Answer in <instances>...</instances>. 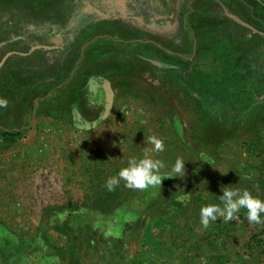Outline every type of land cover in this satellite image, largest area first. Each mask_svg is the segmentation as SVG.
<instances>
[{
    "label": "rangeland",
    "instance_id": "obj_1",
    "mask_svg": "<svg viewBox=\"0 0 264 264\" xmlns=\"http://www.w3.org/2000/svg\"><path fill=\"white\" fill-rule=\"evenodd\" d=\"M29 1L33 9L44 0ZM99 1L50 0L45 14L40 18L35 15L37 21L30 20L29 15L20 26L18 16L11 14L9 23L0 22V62L11 54L0 66V84H13L12 70L19 71L23 65L11 56L26 57L27 53L31 66L38 61L34 65L38 74H33L28 84L40 79L51 81L31 88L24 101L16 93L0 110V131L22 132L10 146L0 142V220L26 237L36 236L43 224L48 243L57 248L65 246L66 237L52 225L58 215H64L63 208L73 210L93 200L95 183L90 184L89 175L105 170L103 178L113 177V171L128 166L129 158H144L145 151L153 148L148 138L156 136L163 141L164 150L149 155L165 164L161 187L134 193L138 197L147 192L148 201L157 207L165 202L164 221L147 218L141 226L122 231L123 238L113 248L103 247L101 253L83 259L78 254L81 264H264V240L261 251L248 249L251 238L259 233L256 227L262 229L264 223L250 222L247 209L241 208L235 219L227 221L223 216L215 221L209 218L207 228L200 223L201 207L221 205L224 187L247 190L264 202V185L259 181L264 174V109L254 107L252 126L241 125L248 115L243 113L242 98L249 94L245 90L252 86L253 92L264 76V69H260L264 67L261 35L238 39L237 28L225 27L230 18L219 12L218 0H184L176 22L177 34L183 41L180 48H191L195 58L160 61L155 53L160 56L161 51L153 43L158 40L150 36L145 46L127 42L113 30L116 24L121 27L114 18L117 15L109 14L106 7L98 8ZM185 6L192 9L189 14ZM77 7L84 14L82 20L88 15L96 26L67 42L71 50L64 59L57 51L46 53L47 58L41 51L29 52L33 33L45 31L54 36L57 27L61 33L68 32L61 28L67 27V17ZM260 17L253 19L257 27L264 26V17ZM189 34L196 39L193 46L187 44ZM137 38L138 32L132 40ZM57 45L49 47L56 50ZM142 48L145 53L139 54ZM228 55H250L253 67L243 62L227 63L224 59ZM226 64L233 65L230 73H226ZM176 66L178 71L171 69ZM58 73L63 76L61 82L53 78ZM98 76L109 82L114 92L103 119L102 90H95L93 97L86 94V81ZM204 98L208 99L205 109ZM227 98L235 99L236 111L220 102L223 99L228 104ZM227 116H237L236 122H231L235 128ZM177 158L184 161V177L171 172ZM258 215L264 217L259 211ZM84 252L88 251L81 254Z\"/></svg>",
    "mask_w": 264,
    "mask_h": 264
},
{
    "label": "trees",
    "instance_id": "obj_2",
    "mask_svg": "<svg viewBox=\"0 0 264 264\" xmlns=\"http://www.w3.org/2000/svg\"><path fill=\"white\" fill-rule=\"evenodd\" d=\"M243 1L246 7L248 6L253 10L256 9V14H258V16L259 14L262 15L260 18L264 17V12H261V3H257L256 0ZM49 2L50 0L41 1L32 9L29 0H0V22L9 23L7 20L11 14L16 17L18 16L20 19L17 21L18 24L21 23V21H28L29 15L33 20L35 19V21H37L41 14H45L43 11L49 8ZM247 10L250 11L249 9ZM35 15L40 16L36 19ZM262 22L264 23V18ZM261 38L259 43L260 46L263 47L264 36L261 35ZM11 57L13 59H19V64L23 65L19 68V71L17 69L12 70L11 77L16 79L13 80V84L10 85L9 83L8 87L0 84V98L8 101V99L13 98L17 93L23 96L22 99L24 101L26 94L31 88L36 87V85L43 86L42 84L51 82L49 79L40 82V79L37 82L28 84V81L31 80V76L33 74H38V70L34 67L35 64L31 66L29 62L31 55L24 57L14 54ZM27 66L28 69L24 70ZM260 69L263 70L264 67L261 65ZM53 78L59 82L63 80L61 73H58V75ZM263 78L264 76L260 79L262 83L257 85V89L253 92L250 89L252 86H249V88L245 90V92L249 94L248 96H244V99L242 98V100L245 101L243 113L248 115L245 117L244 121H240L242 127L252 126L249 124L252 121V111L256 109L254 107L258 106L259 109H264V98L261 100L258 99L261 95H264ZM19 90L22 91L19 92ZM227 101H229L228 104L225 100H220L221 103L223 102L224 105H227L229 110L236 111L238 109L235 104V99L227 98ZM19 107L20 105L18 104L16 110H18ZM62 109L65 110L64 108ZM0 110L3 109L0 108ZM22 110L23 108H20V111ZM236 117L237 116H227V119L229 123H234L236 122ZM233 123H231V127L235 128ZM253 131L256 132V128H254ZM21 134V131H7L3 129L0 131V142L10 146L17 141ZM105 172V170H101L96 174L92 173L91 176L89 175L90 184L95 183V188L93 185L94 197L90 203L85 202L82 206L76 207L73 210L69 207L68 210L66 209L67 207H65L61 212L64 215H68V217L66 219L64 215H58V217H56V222L52 226L58 230V233L66 237V245L61 248L54 247L48 243L43 224L37 229L36 236L26 237L13 232L0 220V264H81L82 261L80 262L78 254L80 258L82 256L87 257L88 255H92V253L95 254V252L101 253L103 247L105 249L113 248L118 245L123 238L121 237L122 231L131 230L135 226H141L147 218H162L161 221H164L165 211L163 207L165 199L163 200L164 203H161L162 207H157L154 201H148L149 195L147 192H143L142 195L140 194L136 197L137 194H135L134 191L137 189L125 187V181L118 177L119 171H113L112 175L116 176L119 182L113 186L112 191H109L106 187L108 178H103L104 175H106ZM259 181L261 183L263 182L264 185L263 173ZM145 190L147 191V189ZM2 193L3 191L0 189V194ZM145 194L146 197H144ZM1 201L0 204H2ZM142 206H145V209H143ZM111 219L114 221L113 223L110 222ZM256 229L259 233L251 238V243L248 244L249 252H254L255 250L261 251L263 247L264 236L263 239L259 238V236L260 234H264V231L261 233L264 227H262V229L256 227ZM117 233L120 234L119 237H117ZM82 250H87L88 252L81 254Z\"/></svg>",
    "mask_w": 264,
    "mask_h": 264
},
{
    "label": "flooded vegetation",
    "instance_id": "obj_3",
    "mask_svg": "<svg viewBox=\"0 0 264 264\" xmlns=\"http://www.w3.org/2000/svg\"><path fill=\"white\" fill-rule=\"evenodd\" d=\"M225 1H227L229 5L234 6V8L236 9V13H238L237 14L238 18H240V20L243 21V22H240L238 20L230 19V23L235 21L236 26H237V23L240 22L242 26H245L248 28L250 27L249 25H252V26L254 25L253 24L254 18L260 17L258 16V14L256 15L257 10L256 9L253 10L252 8H249L248 6L246 7L243 0H225ZM256 2L261 3V8H262L261 12H264V0H256ZM98 3H99L97 5L98 8L106 7V10L109 12V14H111L110 12H112L113 14L117 15L114 18L115 20H118L120 22L121 27L118 26L119 24H116V27L114 26L113 28L115 33L125 38L127 42H138L137 43L138 45L140 44V45L145 46V44L148 42L147 40L148 37L153 36L156 40L158 39L157 38L158 32L156 33V31L154 30L155 25L162 23L163 27H168L169 23H170V26L171 25L174 26L176 25V22H179L180 10L183 8L182 6L184 5L185 1L184 0H101ZM103 4H105V6H101ZM187 4L188 2L185 5ZM108 8H112V9L114 8L115 10L114 9H113L114 11L109 10ZM184 9L187 10L186 13L188 14L192 10L190 8V11H189L188 6H185ZM247 9H249L250 11H248ZM93 10L95 11V9ZM80 11L81 10H78V7H77V11H74L73 15L67 17L68 19L67 27H62V28L60 27L64 31H68V32L61 33V31H59L60 30L59 27H57L58 30L56 29L57 32L55 31L57 34L54 35V36H57V40L55 41L51 40V38L52 37L54 38V36H52L50 33H47L45 31H42V33L40 32L38 34L33 33L32 35L35 37H34V40H31L29 52H36V51L40 52L41 51L45 54L44 57L47 58L48 55H46V53L51 52V51H57L56 53H60L62 56V59H64L65 56L67 55V52L71 50L69 46H66L67 42H71L72 39L76 40L77 39L76 36H78L80 32L92 26V22L90 21V17L88 15H86V19H85L86 21L82 20L84 14H81ZM33 21H35V19ZM245 22L246 24H244ZM21 23L22 24H20V26H23L24 22H21ZM227 24L228 23H225V25ZM57 25H60V24H57ZM86 31H89V30H86ZM238 31H239V34H243V31L240 32V28ZM137 32L140 38L132 40V37H135ZM172 32L176 33L175 31H172ZM164 34H166L167 37H171L169 35H172L171 32L168 31V29L164 31ZM158 41L159 42L155 41L153 43L156 45V48L159 51H162L166 47L163 46V42H161L160 40ZM49 44L52 46L53 44H58L57 49L51 50L50 49L51 47H49ZM141 52L145 53V48H142V51H140L139 54H141ZM26 55H30V54L27 53ZM155 55L158 56L157 53H155ZM57 57H59V55ZM143 58L144 57H139V60ZM37 63L38 61H35V63L33 62V64L35 65H37ZM160 68L161 66L157 64V69L160 70ZM104 81L105 79H100V78H91L86 81V88H87L86 94L88 93V95L90 94L93 97L94 93L96 92L95 90L97 89L102 90V92L101 91L100 92L102 93V98H103V110L105 109L107 105V101H106L107 96L111 93L112 102H113V97H114V92L112 91L110 87V83L108 82L109 84L107 88ZM78 117L79 115H77L76 119Z\"/></svg>",
    "mask_w": 264,
    "mask_h": 264
},
{
    "label": "clouds",
    "instance_id": "obj_4",
    "mask_svg": "<svg viewBox=\"0 0 264 264\" xmlns=\"http://www.w3.org/2000/svg\"><path fill=\"white\" fill-rule=\"evenodd\" d=\"M8 101L0 98V108L6 107ZM149 143L153 145L151 150H146L144 158H129L128 166L122 168L119 173V179L125 181V187L131 189H147L152 187H161V181L164 179L161 170L165 168V164L160 159H152L149 152H162L164 143L156 136L148 138ZM172 173L184 177V161L177 158L171 169ZM118 178L113 176L106 181V187L109 191L113 190V186L118 183ZM221 205L210 204L201 207L200 223L205 228L209 225V218L215 221L217 216H223L224 219H235V213L241 208L247 209V219L250 222L261 224L264 223V217L258 215V211L264 214V202L258 198H254L247 190L239 191L224 187L223 195L219 197Z\"/></svg>",
    "mask_w": 264,
    "mask_h": 264
},
{
    "label": "crops",
    "instance_id": "obj_5",
    "mask_svg": "<svg viewBox=\"0 0 264 264\" xmlns=\"http://www.w3.org/2000/svg\"><path fill=\"white\" fill-rule=\"evenodd\" d=\"M211 1H213V0H211ZM214 1H216V0H214ZM218 2L219 3L218 4L216 3V4L220 6L219 7L220 8L219 12L222 13V14L224 13L225 14L224 17L230 18V19H234V20H238L240 22H243L242 20H240V18H238V16H237L238 13H236V9L234 8V6L229 5L227 3V1H225V0H218ZM213 4H214V2H213ZM207 8H208V5H207ZM209 8H212L211 5H209ZM234 22L228 23L227 25H225V27H227L228 29H231V30H235L236 28L239 30V28H240V32L243 31V34H239V36L237 37L238 39L241 38V39H244V40H246V39L249 40V38H252L254 35H256V36H259V35L264 36V26H261V27L260 26L259 27L255 26L257 24V22L254 23V21H253V24L254 25L253 26L252 25H249L250 27H248V28L245 27V26H242L240 24V22H238L237 23V26H236V22L235 23ZM244 24H246V22ZM92 26L95 27L96 26V23L95 22H92ZM178 28H177V25H174V26L171 25L170 26V23H169V26L168 27H163V24L162 23L161 24H157V25L154 26V30L156 31V33L158 32V34H157V38L158 39L157 40H160L161 42H163V46H165V47H167V45L169 46L168 52H165L164 53V52L161 51L160 56H156V58H157L156 60L165 61V60H167L169 58H172L173 61H179V59L180 60L184 59V60H187V61H193L194 60L195 53L194 52L193 53H190L191 52V48L187 49L186 51L185 50H182L180 48L183 41L181 40L180 35L179 34L178 35L176 34L177 31H178ZM92 29H94V28H92ZM167 29H168V31L171 32L172 35H169L171 37H167L166 34H164V31H166ZM244 29H245V31H244ZM172 31H175L176 33H173ZM210 34L211 33L206 34V35H204V37L207 38L208 36H210ZM187 36L189 38L191 37V41L189 39L187 44H190V45L193 46L195 44V42H193V41H196V39L194 38V35H193V37H192V34L190 36L189 35H187ZM113 42H114V40H113ZM117 45H118V43H117ZM198 45H199V43H198ZM86 46H88V44ZM95 46H96V49H94V51L97 53V45H95ZM166 53L170 54V56L169 55H166ZM233 56L231 57V55L230 56L228 55V57L226 56L224 60L227 63H229V62H232V63H238V62L239 63H242L243 62L245 66L248 65V67L249 66L253 67V59H252V56L248 55V56H243L242 57V55H241L238 58H233ZM177 66H176V68H171V69H174L175 71H178L180 68H178ZM232 66H233L232 64H226V67H224V68H226V73H230L231 72V67ZM103 77L105 78L104 75H103ZM103 77L98 76L96 78L103 79ZM221 81L223 83H225L223 80H221ZM196 93L199 94V92H196ZM262 98H264V96ZM208 99H211L210 94L208 95ZM207 100L204 98V100L202 101L203 104H204L203 105L204 106V109L206 108V105L205 104H206Z\"/></svg>",
    "mask_w": 264,
    "mask_h": 264
},
{
    "label": "water",
    "instance_id": "obj_6",
    "mask_svg": "<svg viewBox=\"0 0 264 264\" xmlns=\"http://www.w3.org/2000/svg\"><path fill=\"white\" fill-rule=\"evenodd\" d=\"M8 55L9 54H7V55H5L4 57H3V59L1 60V62H0V66L2 65V63L4 62V60L8 57ZM105 85H106V87L108 88V83L107 82H105ZM107 105H106V107H105V109H104V113H103V115L101 116V119H103L107 114H108V112H109V110H110V105H111V102H112V96H111V93L107 96Z\"/></svg>",
    "mask_w": 264,
    "mask_h": 264
}]
</instances>
